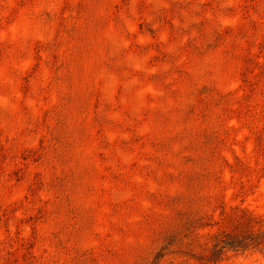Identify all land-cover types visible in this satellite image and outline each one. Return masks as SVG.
I'll list each match as a JSON object with an SVG mask.
<instances>
[{
  "label": "rangeland",
  "instance_id": "rangeland-1",
  "mask_svg": "<svg viewBox=\"0 0 264 264\" xmlns=\"http://www.w3.org/2000/svg\"><path fill=\"white\" fill-rule=\"evenodd\" d=\"M0 264H264V0H0Z\"/></svg>",
  "mask_w": 264,
  "mask_h": 264
}]
</instances>
